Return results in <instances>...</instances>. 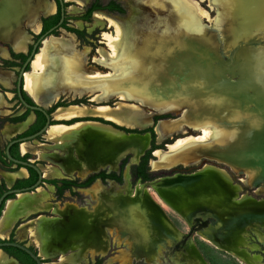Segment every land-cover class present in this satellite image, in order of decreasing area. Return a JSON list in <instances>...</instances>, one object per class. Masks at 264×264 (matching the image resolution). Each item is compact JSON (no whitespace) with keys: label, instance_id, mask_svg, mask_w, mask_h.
I'll return each mask as SVG.
<instances>
[{"label":"rangeland","instance_id":"374dc122","mask_svg":"<svg viewBox=\"0 0 264 264\" xmlns=\"http://www.w3.org/2000/svg\"><path fill=\"white\" fill-rule=\"evenodd\" d=\"M77 2L68 7L72 16L83 12L84 1ZM188 2L191 5L185 9L191 12L194 21H188L186 25L189 29L198 25V29L206 34V44L199 48L180 39L181 52L193 61L185 60L190 64H178L176 69L167 65L165 72L170 75L175 88L172 89L177 90L182 80L197 78L194 67L200 58L199 62L206 66V81L205 86L203 82L199 83V91L204 97L209 95L205 107L202 110L197 108L202 113L195 116L191 113L193 108L179 102L182 96L174 94H170V99L165 97L159 101L162 108L154 107L145 94L142 103L151 106L156 114L170 115L158 121H170V138L176 137L170 142V153L175 154V158L185 159L190 152L199 153L200 157L181 162L169 170L158 171L161 177L157 182H166L162 185L139 181L133 184L129 158L122 184L97 182L91 188L65 191L61 198L55 196L54 188L49 184L26 192L35 196L38 201L35 210L44 215L61 217L65 209L83 208L90 217L93 216V220L99 218L93 224L106 232L100 229L94 234L82 255L85 262L81 264L97 260L98 264H264V0H226L225 10L218 0ZM122 3L126 7L123 16L95 13L89 22L70 19L68 24L97 34L84 39L82 44L87 46L94 43L103 45L105 40L100 35L110 38L116 35V30L129 31L130 34L140 32L144 37L148 30L165 29V12L146 11L142 0ZM230 10H234V20L241 19L249 25V32L235 39V43L226 40L230 26L226 17L231 15ZM225 11H228L226 16ZM177 52L180 51L174 53ZM3 69L0 60V72ZM3 82L0 79L2 147L7 140L1 138L3 127L9 123L3 118L13 115L18 107L15 100L9 99L12 95L5 91ZM129 96L127 93L125 97ZM214 105L215 109H212ZM129 149L125 147L120 154L125 156ZM50 153L53 155L55 152ZM90 153L79 151L75 155L80 158V163L85 158L96 161L98 156L96 158ZM46 164L39 167L46 177H50L56 172L55 162L52 159ZM212 166L222 170L229 179L228 183L223 177L215 176L219 189L227 194L224 204L217 202V207L205 204L191 209L168 204L165 197L170 196L172 188L193 184L199 180L200 171ZM231 209L242 211L236 240L216 232L230 221L228 213ZM152 240V245L147 246Z\"/></svg>","mask_w":264,"mask_h":264},{"label":"crops","instance_id":"0c3cea01","mask_svg":"<svg viewBox=\"0 0 264 264\" xmlns=\"http://www.w3.org/2000/svg\"><path fill=\"white\" fill-rule=\"evenodd\" d=\"M25 1L18 0L17 3L15 2V6L23 5ZM46 1L53 5L52 10L46 13L50 14L55 10V3L52 0ZM8 2L9 0H0V13L8 9ZM41 14L46 15L45 13H39V15ZM39 15L33 24H30L23 15L20 19L24 20L30 28L36 29L40 21ZM1 20L0 17V42L9 43L15 51H25L30 36L25 31L22 22L2 24ZM15 35H18L19 42H16ZM100 37L105 40L102 42L103 45H97L92 49L90 46L80 43L75 34L72 33L62 32L58 35L47 36L32 58L29 70L23 74V88L37 104L45 107L51 105L60 96L68 98L87 96L89 102H91L89 104L80 103L58 107L53 112L54 119L69 120L73 117H101L126 127L142 128L150 125L153 122V115L157 111L142 103V97L136 95L125 97V92L120 90V85H125L127 82L126 74H128L129 69H134L130 66L132 62L129 59L132 54L111 46L109 41L113 36L109 38L100 35ZM14 43L21 44V47L17 48ZM135 52L142 56L141 59L149 57L146 51L145 53H142L143 51ZM37 56L38 66L34 69L33 63L36 61ZM0 57H9L7 47L0 45ZM134 57L133 55L132 58ZM9 74L8 71L0 72V79L4 81L5 86H9L11 83ZM28 74L33 78L29 88L26 87ZM36 78H39L37 84L35 83ZM108 82L112 86L108 85ZM181 87L184 88V86ZM127 105L129 106L126 107ZM145 107L150 110L145 109ZM121 113L130 114L135 122H137L136 119H139L145 123L142 125L120 123L116 121L115 116L121 115ZM32 118L33 114H30L22 123L7 124L3 128L2 135L4 137L12 136L22 130ZM165 121L169 120H160L155 125L158 142L170 137V131L160 136L157 130L160 123ZM42 137L45 140L44 142L36 140L22 142L19 145L20 152L34 153L38 159L45 161V163L53 159L57 166L62 167V172L58 173L62 175L72 173L69 166L77 163L76 152H91L90 154L94 157L97 158L98 156L97 161L104 160V162L115 164L116 158L125 147L134 149V160H136L150 141L149 133L124 134L108 124L90 119L79 120L70 124H50ZM110 144H112V147ZM170 144H167L166 150L157 149L154 151L156 159L150 162L152 169L171 168L181 162L185 163L186 160H196L200 157L199 153L190 152L185 159H179L170 164V160H163L165 155L170 156ZM50 152L55 153L52 155ZM95 166L97 165L95 164ZM26 174L25 168H20L14 172L0 171V177L4 179L8 186L16 178L24 177ZM215 176H221L229 183L227 175L222 170L213 166L211 168L207 167L200 171L198 181L191 185H177L176 188L170 190V196H166L165 200L171 207H183L185 209L204 207L205 204L216 206L217 202L219 205L224 204L223 200L227 194L222 193L217 188L218 184ZM152 183L162 185L166 182L153 181ZM37 202L35 196L28 195L26 192L19 193L15 198L6 200L0 215V237L8 238L16 222L21 220V223L14 229V238L33 246L40 258L48 260L46 261L47 264H81L85 262L82 255L87 249L88 242L98 232V227L93 223L99 218L93 220V216L90 217L83 208H74L71 211L65 209L61 217L44 215L35 210ZM241 213L242 211L240 212L238 209H231L228 213L230 221H228L226 227L221 226L216 229V232L224 233L230 240H236L239 230L238 220L241 218ZM153 240L147 246L152 245ZM0 264L20 263L15 258L0 251Z\"/></svg>","mask_w":264,"mask_h":264},{"label":"bare ground","instance_id":"6f19581e","mask_svg":"<svg viewBox=\"0 0 264 264\" xmlns=\"http://www.w3.org/2000/svg\"><path fill=\"white\" fill-rule=\"evenodd\" d=\"M180 1H182L183 3ZM218 1H219V5H221V8L225 10L227 3L226 0H218ZM142 3L144 4V6H146L145 8L146 11L148 10L152 13L153 12L156 13L157 10L165 12L167 15L166 16L167 18L164 21L166 26L164 25L165 29H162L161 31L148 30L146 36L144 37H141L140 32H136L135 34H130L129 31L116 30V35L113 36L109 41L110 45L115 48L117 47L121 51H124L128 54H132L130 58L129 57L128 58L131 59L132 62L130 66L134 68L133 70H131L132 68L130 67L131 69H129L128 74H126L127 82L125 85L123 84L120 85V90L122 92H125V95L129 93V95H136L138 97H142V99L145 94L146 97L150 99L149 101L152 102L154 107H156L157 109L159 107L162 108V106L159 105V101L166 99L165 97L170 99V94L180 95L182 96V99L180 100L178 99L179 102L188 105L190 107L189 109L193 108L194 110L191 111V113L194 114L195 116L197 115L200 116V114L202 113L201 112L202 108L205 107L204 104H205V100L207 99L206 97L209 96V95H205L204 97V94L203 95L202 93L200 94L199 91L200 88L199 83L201 85V82H203L204 85L206 81V73H205L206 66L201 64V62H199L201 61V59L200 58L198 59L199 61L197 62V64H195L194 67L195 71H197L196 74L197 78L195 76L196 79L194 80L190 78L188 81L182 80L180 83V88H178L177 90H174L175 88L172 87V82L170 81L171 78L169 73L166 74L165 72V70L167 69V67L165 66L167 65H172L173 67L175 66L174 69H176V66L179 68L178 64L182 66L186 64L188 65L190 64L184 62L185 60L189 62L193 61L191 57L187 58L186 55L181 52L182 46H180L179 43L180 39L187 40L190 44L198 46L199 48H203L206 44L205 42L206 34L201 29H198L199 27L198 25L194 26L193 29H189L190 27L186 25L188 21L190 22L194 21L192 19L193 15H191V12H189L188 9H185L191 4L188 2V0H179V1L172 0L171 2L170 0H142ZM52 8L53 5L51 3H48L46 0L44 2L40 0H26L23 5L16 6L17 14L23 15V17L26 18L30 22V24L34 23V21L38 18L39 13L46 14L50 12ZM232 12H234V10L232 11L230 10L231 15L226 17V21L230 23V26L227 29L228 31H227L226 40H229L230 42L231 41L234 42L235 39L239 38L240 36L243 37L246 33L249 32L248 23L244 22V20L241 19L234 20L232 17L233 16ZM1 13H0V17L2 19L1 20L2 24L4 23L8 24L10 22L17 23L20 20L19 17L13 16L11 13H9L8 9L4 10ZM224 14L226 16V14H228V11H225ZM163 24L164 23H162V25ZM15 36H16L15 38L17 39L16 42H19L20 39L18 38V35ZM16 47L20 48L21 44L17 43ZM145 50H147L149 54V57L147 59L145 58L141 59L142 56L141 55L139 56L135 52V51H143L142 53H145ZM176 50L180 52L174 53ZM133 55L135 56L134 58L136 59L132 58ZM162 63H165L166 65L164 64L162 65ZM37 66H38V56L36 57V61L33 63V68L36 69ZM38 79L39 78L35 79L36 84ZM32 80H33L32 76L28 74L26 77L27 88H29V86L32 84ZM117 84L119 85V83ZM108 85H110L109 82ZM128 85L130 86V88L128 87ZM110 86H112V84ZM181 86H184V88H182ZM126 87H128L129 89H127ZM207 104L208 103H206V105ZM197 108L201 110L197 111ZM212 109H215V105L214 108L212 107ZM115 119L120 123L130 124V125L132 123H137L138 125H142L145 123L143 120H139V119H136L137 122H135V119L131 118L130 114L128 113H121V115L119 114L115 116ZM193 120L196 121V119ZM170 129H171L170 121H165L160 123L157 130L161 136L165 132L170 131ZM163 160H170V164H172L178 161V158L177 157L175 158V154L170 153V156L168 157V155H165L163 157ZM217 188L219 189V187Z\"/></svg>","mask_w":264,"mask_h":264},{"label":"flooded vegetation","instance_id":"af4514ba","mask_svg":"<svg viewBox=\"0 0 264 264\" xmlns=\"http://www.w3.org/2000/svg\"><path fill=\"white\" fill-rule=\"evenodd\" d=\"M52 1H54V3H55V10H54V12H52V13H50V14H46V15H43V14H41V15H39V25H38V27L36 28V29H32V28H30L29 26H27L26 25V23H25V21L24 20H19L20 22H22V25H24L25 27V31L27 32V34L30 36V41L27 43V46H26V50L25 51H15L14 49H13V47L9 44V43H3V42H0V45L2 44V46H4V47H7V49H8V54H9V57H7V58H3V57H0V60L2 61V59H4V60H9V61H11V62H13L14 64H17V65H4V63L2 62V66L5 68V69H3V70H1V71H8L10 74H9V79L11 80V83H10V85L9 86H5L6 88V90L5 91H8L9 93H11V95L12 96H10V98L9 99H13V100H15L17 103H18V107L15 109V111H14V114L13 115H11V116H6V117H4V118H11V117H16V116H19V115H22L23 113H25L26 111H28V113L26 114V116L24 117V119H22V120H19V121H10V120H5V121H9V123L8 124H16V123H22V122H24L29 116H30V114H33V118H32V120L22 129V130H20L19 132H16L15 134H13L12 136H10V137H5L7 140H6V142H5V145L2 147V145H1V142H0V147L3 149V151H4V153H5V155H6V147H7V144L10 142V141H12V140H14V139H18V138H20V137H24V136H28V135H32V134H34V133H36L37 131H39L44 125H45V123H46V116H45V114L43 113V112H41V111H39V110H32V109H30V108H28V107H26L25 105H24V103L22 102V100H21V97H22V99L24 100V101H26L28 104H30V105H37V106H39V107H41L42 109H44L45 110V112L48 114V116H49V118H50V124H55V123H62V122H60V121H64L63 119H54L53 118V112L58 108V107H61V106H58V107H56V108H54L52 111H48V109L56 102V101H58V100H63V101H67V102H69V101H71V100H74V99H78V98H85L86 99V101H87V103L86 104H89V103H91V102H89V100H88V97L87 96H81V97H75V98H68V97H65V96H60V97H58V99L57 100H55L51 105H49V106H47V107H45V106H41V105H39V104H37L33 99H32V97L27 93V91L23 88V74H24V72H26V71H28L29 70V68H30V62H31V60H32V58L34 57V55L38 52V50H39V48H40V46H41V44H42V41L44 40V38H46L47 36H49V35H58V34H60V33H62V32H68V33H72V34H75V36H76V38L79 40V42L80 43H82L83 41H84V39H88V37H89V35H90V37H91V35H97L96 33H93V32H88V31H86V30H84L83 28L82 29H80V28H77V27H74V26H70L69 24H68V22H69V20L70 19H75V20H82V21H84V22H89V20L90 19H93L94 18V14L96 13V12H101V13H103V14H107L108 16H115V17H120V16H123L124 15V13H126V7L123 5V3L122 2H125V4H127V0H84V4H82V6H83V12H82V14H80V15H75V16H72V15H70L71 14V12H69L68 11V7L69 6H71V5H73V3H78L76 0H52ZM18 2V0H9V4H8V6H7V8H8V12H11V14L13 13V16H16V17H20V15H18L17 14V9H16V3ZM81 5V4H80ZM59 11V20H60V18H61V16H62V12H63V21H62V23L59 25V27H57L56 29H54L53 31H51L49 34H47V35H45L43 38H41V36L42 35H44L51 27H53V26H51V27H49V29L46 31V32H44V33H42V34H40L41 33V31H42V28H43V26L45 25V24H47V22L44 20V19H46V18H49V17H51V16H53L54 14H56L57 12ZM88 14V16L87 17H85L86 15ZM58 20V21H59ZM58 23V22H57ZM56 23V24H57ZM65 26V27H64ZM66 27L67 28H73V29H78V30H82L83 32H84V35L80 38L79 36H78V34L76 33V32H73V31H70V30H68V29H66ZM62 30V32H58V30ZM90 47L92 48V49H94L95 47H96V44L94 43V44H92V45H90ZM34 50V53L32 54V57H31V59H30V61H28L25 65H24V63L26 62V60H27V58L31 55V53H32V51ZM23 53V54H26V58L25 59H23V60H21L20 58H14V57H12V55H11V53ZM24 66V72H23V74H22V80H21V84H20V87H19V89H18V85H17V76H18V73H19V71H20V69L22 68ZM22 90L23 91H25L26 92V94L31 98V100L34 102V104H31V103H29L24 97H23V95H22ZM19 93H20V95H21V97H20V95H19ZM68 105H71V104H68ZM68 105H65V106H68ZM37 111H39V112H41L43 115H44V117H45V123H44V125L41 127V128H39L37 131H35V132H33V133H30V134H26V135H23V136H17V135H19V134H21V133H23L24 131H26L27 129H29L30 128V126L31 125H33L34 123H36V121H37V118H38V116H37ZM155 115H158V114H155ZM155 115H153V117L155 116ZM3 118V119H4ZM73 118H89V117H73ZM73 118H71V119H73ZM101 118V117H100ZM70 120V119H69ZM83 120H88V119H83ZM91 120V119H90ZM52 121H54V122H52ZM76 121H79V120H76ZM73 122H75V121H73ZM73 122H70V123H73ZM111 122H113V121H111ZM70 123H65V124H70ZM49 124V125H50ZM116 124V123H115ZM155 123H154V121H153V123L151 124V125H154ZM7 125V124H6ZM119 125V124H118ZM151 125H148V126H151ZM156 125V124H155ZM120 126H123V125H120ZM148 126H146V127H148ZM124 127H126V126H124ZM4 128V127H3ZM47 128V127H46ZM46 128H45V130H46ZM115 128V127H114ZM128 128H137V127H128ZM143 128V127H142ZM142 128H139V129H142ZM145 128V127H144ZM117 129V128H116ZM45 130L41 133V134H39V135H37L35 138H32V139H28V140H24V141H21V142H19V141H17V142H13L12 144H14V143H17V148H18V151H19V154L20 155H24V154H29V157H27L26 159H21V158H16V157H14V156H12V157H14V158H16V159H20V160H24V161H27V162H30V163H32V164H34L40 171H41V173H42V179H41V183H40V185H42V184H49L50 186H52L53 188H54V194H55V196H57V198H61L62 196H63V194H64V192L65 191H69V192H73V190L74 189H85V188H91V187H93V185H95L97 182H100V183H102V184H106V183H109V182H115L116 184H122L123 183V171H124V169H125V167H126V165H127V163H128V160H129V158H131L130 159V164H129V173H130V177H131V182L133 183V184H135L137 181H139V182H141V183H145V184H150V183H152L153 181H157L158 180V178H160L161 177V175H158L157 174V172L158 171H160V170H169L170 169V167L169 168H158V169H152L151 168V164H150V162H151V160H153L154 158H155V155L153 154L154 153V150H157V149H163V150H166V148H167V144H169V143H166L165 144V148H157V149H154L153 151H152V157L148 160V171H149V173L151 174V176H152V178L151 179H148V180H142L141 178H134L133 176H132V174H131V166L132 165H136V164H138L139 162H140V159H141V156L145 153V151L150 147V142H151V136H150V141H149V144H148V146L147 147H145L144 149H143V151H142V153H140L139 155H138V158L136 159V160H134V149L133 148H130L129 150V153H127V154H124L125 156H123V155H119L117 158H116V163L115 164H110V163H108V162H104V160H101V161H97V159H96V161H92V160H90V159H86L85 158V160H83L82 159V163H80V158L78 157V159H76L77 160V163L76 164H73L72 166L70 165L69 166V168L71 169V174L70 175H65V174H58L59 172L61 173L62 172V167L61 166H57L56 164H54V166H55V168H56V172H55V174L54 175H52V176H50V177H46L45 176V174H44V171L39 167L41 164H44V165H47L46 163H45V161H43V160H41V159H38L37 157H36V155L34 154V153H31V152H23V153H21L20 152V150H19V145L22 143V142H31V141H33V140H36V141H40V142H44L45 140H44V138L42 137V135L44 134V132H45ZM118 130H120V129H118ZM120 131H122L124 134H130V133H135V132H125V131H123V130H120ZM144 133H149V132H144ZM144 133H136V134H144ZM1 135V134H0ZM149 135H150V133H149ZM4 136H1V138H3ZM176 138V137H175ZM175 138L173 139V141L175 140ZM166 139H170V137H166V138H164L162 141H160V142H158L157 140H156V143H162L163 141H165ZM12 144L9 146V152H10V147L12 146ZM89 153V152H88ZM131 153H132V155H131ZM11 154V153H10ZM124 159H126V161H125V163H124V165H123V167L121 168V162H122V160H124ZM6 164H8V165H6V166H8V168H10V169H4V168H2L1 166H5V164L4 163H2L1 161H0V167L2 168V170L3 171H9V172H14V171H17V170H19L20 168H25V170H26V176H24V177H19V178H16L15 180H14V182L10 185V186H8L7 184H6V182L4 181V179L3 178H1L0 177V182L1 181H3L4 183H5V185L7 186V189H9V188H20V187H13V184L15 183V181L16 180H18V179H24V178H27V177H29L30 176V171H29V168H32V169H34L33 167H30V166H21L20 164H16L15 162H13L12 160H10L8 157H7V155H6ZM95 164L97 165V166H95ZM51 165V164H50ZM178 165V164H177ZM174 167H176V165L175 166H173V167H171V168H174ZM35 171H36V173H37V176H38V172H37V170L36 169H34ZM101 170H104L105 172H115V173H118V174H121V176H122V182H117L116 180H114V179H109V178H107V179H105V180H101V179H99V178H97V179H95L94 181H92L89 185H87V186H83V187H78V186H73V187H71V189H64L63 190V192H62V195L60 196V197H58V195H57V191H56V187H55V185H53V184H51V183H48V182H46V181H44L45 179H53V178H56V179H71V180H76V181H83L87 176H89V175H91V174H93V173H95V172H98V171H101ZM37 179H38V177H37ZM37 181V180H36ZM35 181V182H36ZM34 182V183H35ZM33 183V184H34ZM30 186V185H29ZM23 187H26V186H23ZM37 188V187H36ZM14 195H15V193H14ZM16 197V195L14 196V198ZM11 199V198H10ZM5 203V202H4ZM4 207V206H3ZM104 210V209H103ZM17 222H19V224H20V222H21V220H18ZM16 222V223H17ZM18 224V225H19ZM16 225V224H15ZM15 225H14V228H15ZM17 225V226H18ZM16 226V227H17ZM103 230V231H105L104 230V228L102 229L101 227H99V229L98 230ZM13 230V229H12ZM12 232V231H11ZM106 232V231H105ZM13 234H14V230H13ZM10 236V235H9ZM14 237V236H13ZM1 238V237H0ZM2 239H4V240H9V237L8 238H2ZM3 240V241H4ZM13 241H15V238H14V240ZM16 241H18V240H16ZM20 242H22V241H20ZM22 243H24V242H22ZM8 255V254H7ZM262 258H263V261H264V254H262Z\"/></svg>","mask_w":264,"mask_h":264},{"label":"trees","instance_id":"16d2710c","mask_svg":"<svg viewBox=\"0 0 264 264\" xmlns=\"http://www.w3.org/2000/svg\"><path fill=\"white\" fill-rule=\"evenodd\" d=\"M88 14L85 16L87 17ZM47 24H45L42 28V31L40 34L46 32L49 27L53 26L54 24H56L59 20V11L54 14L53 16L44 19ZM65 27V26H64ZM66 29L76 32L78 34V36L81 38L84 35V32L82 30H78V29H73V28H67ZM12 57L14 58H20L21 60L26 58V54L23 53H11ZM2 62L4 63V65H17L14 64L13 62L9 61V60H4L2 59ZM22 95L23 97L31 104H34V102L31 100V98L26 94L25 91L22 90ZM80 103H87L85 98H78V99H74L71 100L69 102L67 101H63V100H58L56 101L49 109L48 111H52L54 108L58 107V106H65L68 104H80ZM28 113V111H26L25 113H23L22 115L16 116V117H11V118H4L3 121L5 120H10V121H19L24 119V117L26 116V114ZM37 121L36 123H34L33 125L30 126L29 129H27L26 131H24L23 133L17 135V136H23L26 134H30L33 133L35 131H37L39 128H41L44 123H45V117L44 115L37 111ZM170 115L169 114H158L155 115L153 117V121L156 124V122L159 119L162 118H168ZM83 119H91V120H96L102 123H106L110 126H112L113 128L115 127V129H120L123 130L125 132H135V133H144V132H149L150 136H151V142H150V147L145 151V153L141 156L140 162L136 165H132L131 168V174L132 176L136 179V178H141L142 180H148L151 179L152 176L148 171V160L152 157V151L154 149L157 148H165V144L172 142L173 139L175 138H170V139H166L165 141H163L162 143H156V132L154 129V125L148 126V127H143L142 129L139 128H128V127H124V126H120L117 123L115 124V122H111V120H107V119H103L100 117H89V118H73L70 120H64V121H60L62 123H70L76 120H83ZM54 122V121H52ZM155 151V150H154ZM10 153L12 156L16 157V158H21V159H26L27 157H29V154H24V155H20L18 148H17V143L12 144V146L10 147ZM6 155L3 151V149L0 147V161L2 163L5 164V166H1L4 169H10L8 168V164H6ZM126 159L122 160L121 162V168L123 167L124 163H125ZM30 171V176L24 179H18L15 181V183L13 184V187H23V186H29L32 185L36 180H37V173L34 169L29 168ZM101 179V180H105L107 178L109 179H114L117 182H122V176L121 174L115 173V172H105L104 170L95 172L89 176H87L83 181H76V180H71V179H45L44 181L51 183L53 185H55L56 187V191H57V195L58 197H60L62 195V192L64 189H71V187L73 186H78V187H83V186H87L89 185L92 181H94L95 179ZM7 190V186L5 185V183L3 181L0 182V195ZM14 193H10L8 194L7 198H14ZM4 202L5 200L1 203L0 205V215H1V211L3 209L4 206ZM19 224V222L16 223L15 227ZM15 228H13L14 230ZM13 230L10 233L9 236V240L13 241L14 240V234H13ZM4 239L0 238V242H2ZM35 253H37V250L33 247V246H29ZM4 251L5 253H7L9 256L14 257L20 264H37L25 251L14 247V246H4ZM43 262L48 261L47 259H42ZM91 264H98V260L91 263Z\"/></svg>","mask_w":264,"mask_h":264},{"label":"water","instance_id":"95a60500","mask_svg":"<svg viewBox=\"0 0 264 264\" xmlns=\"http://www.w3.org/2000/svg\"><path fill=\"white\" fill-rule=\"evenodd\" d=\"M63 21V12H62V16L60 18V20L58 21L57 24H55L53 27H51L44 35L41 36V38H43L45 35L49 34L51 31H53L54 29H56L57 27H59V25L62 23ZM34 53V50L32 51L31 55L27 58L26 62L24 63V65L30 61L31 57H32V54ZM24 72V66L20 69L19 73H18V76H17V85H18V89L20 87V84H21V80H22V74ZM20 95V93H19ZM21 97V95H20ZM21 100L22 102L24 103V105L32 110H39L41 112H43L46 116V123L45 125L39 130L37 131L36 133L32 134V135H28V136H24V137H20L18 139H14L12 141H10L8 144H7V147H6V155L7 157L12 160L13 162H15L16 164H20L21 166H30V167H33L34 169L37 170L38 172V179L37 181L30 185V186H26V187H20V188H9L7 189L6 191H4L1 195H0V205L1 203L5 200H8L7 196L8 194L10 193H15V195L19 194V193H24V192H30V191H33L34 189H36V187H38L41 183V179H42V173L41 171L32 163L30 162H27V161H24V160H20V159H16L14 157H12V155L10 154L9 152V146L13 143V142H21V141H24V140H28V139H32V138H35L37 135L41 134L45 128L50 124V118L48 116V114L45 112L44 109H42L41 107L37 106V105H30L28 104L26 101H24L21 97ZM106 124V123H105ZM4 246H14V247H17L23 251H25L37 264H45V262L42 261V258H40L38 256L37 253H35L30 247L29 245L25 244V243H22L20 241H11V240H4L2 242H0V251H4ZM7 254V253H6ZM14 258V257H13Z\"/></svg>","mask_w":264,"mask_h":264}]
</instances>
